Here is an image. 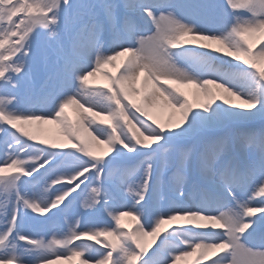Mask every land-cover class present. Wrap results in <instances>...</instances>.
I'll return each mask as SVG.
<instances>
[{"label": "snow or ice", "instance_id": "snow-or-ice-1", "mask_svg": "<svg viewBox=\"0 0 264 264\" xmlns=\"http://www.w3.org/2000/svg\"><path fill=\"white\" fill-rule=\"evenodd\" d=\"M262 225L264 0H0V264H264Z\"/></svg>", "mask_w": 264, "mask_h": 264}, {"label": "rangeland", "instance_id": "rangeland-1", "mask_svg": "<svg viewBox=\"0 0 264 264\" xmlns=\"http://www.w3.org/2000/svg\"><path fill=\"white\" fill-rule=\"evenodd\" d=\"M70 2H75V0H70ZM44 39L45 38L43 36H41V37H39L37 39V42L42 44L44 42ZM214 46H218V45H214ZM119 63H120L119 60H117L115 62V64H119ZM105 71L109 72V73L118 74L116 67H114L113 65H108L104 69V71H102L100 73H97V75L95 77H90L89 78L90 79V85L103 86L105 84H108L109 81L106 78V76L104 75ZM180 87H182L185 91H187V88L185 86L181 85ZM22 92H23V89H22ZM66 111L69 113V115L73 119H75L77 117V112H76L74 107H69L68 109H66ZM169 111L170 110H165V109H154L152 114H153V116L156 119L160 120L163 123H167ZM42 128H43V131L41 133V138L42 139H49V140H54V141H62L63 140V137L60 134V131H59V128H58L57 125H55V124H44L42 126ZM235 131H236V129H230V130H227L226 134L233 135L235 133ZM81 187H83V185ZM77 191H79V189ZM76 214H77V209L74 207L73 210H71V215L73 217H75ZM33 215H36V214H33ZM103 219H104V217L101 216V220H103ZM32 223H36V222L33 221ZM124 223L128 224L129 226H133V221H132V219L130 217H125L124 218ZM175 223H180V221H177ZM167 226L168 225H164L163 227H167ZM35 230L37 232L44 231L43 229H41L39 227H37ZM262 235H264V225L257 227V232H256L257 241L259 240V238ZM146 241H147V243H151L152 242V237H147ZM158 242L159 241H157V243ZM153 247H154V245H153ZM197 255H198V253L197 254H193L192 256H189L187 258H184L181 261H179L178 264H194V261L197 259ZM57 264H77V259H73V260L64 259V260L58 261ZM204 264H208V260L207 259L204 261Z\"/></svg>", "mask_w": 264, "mask_h": 264}, {"label": "bare ground", "instance_id": "bare-ground-1", "mask_svg": "<svg viewBox=\"0 0 264 264\" xmlns=\"http://www.w3.org/2000/svg\"><path fill=\"white\" fill-rule=\"evenodd\" d=\"M187 88V91L189 92V94H190V96H191V94H192V92H193V89L191 88V87H186Z\"/></svg>", "mask_w": 264, "mask_h": 264}]
</instances>
